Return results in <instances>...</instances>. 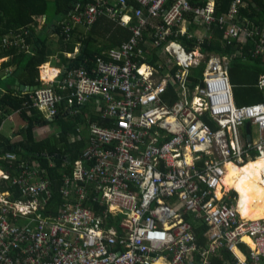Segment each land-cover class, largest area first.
I'll return each mask as SVG.
<instances>
[{"label": "built area", "instance_id": "2783aa9c", "mask_svg": "<svg viewBox=\"0 0 264 264\" xmlns=\"http://www.w3.org/2000/svg\"><path fill=\"white\" fill-rule=\"evenodd\" d=\"M244 5L234 0L221 13L214 0H107V17L132 37L91 68L40 74L43 85L26 105L53 121L61 104L77 116L91 103L100 123L87 126L79 157H64L70 168L56 217L35 216L52 199L35 161L20 160L15 176L0 168V182L11 179L23 198L0 192V264H210L223 249L233 255L223 264H264V218H243L240 193L223 184L229 163L264 157V103L238 106L230 59L200 49L222 31L224 44L243 48L252 38L256 52H264V26L241 15ZM96 12L92 3L84 10L76 4L69 14L73 25L90 29ZM184 37L197 41L193 50ZM258 85L264 88V75ZM247 123L256 140L242 137ZM197 224L206 227L203 246L194 237Z\"/></svg>", "mask_w": 264, "mask_h": 264}, {"label": "trees", "instance_id": "16d2710c", "mask_svg": "<svg viewBox=\"0 0 264 264\" xmlns=\"http://www.w3.org/2000/svg\"><path fill=\"white\" fill-rule=\"evenodd\" d=\"M206 1L191 0L193 5H202ZM233 1L214 0L217 10L221 13L227 12ZM242 2L245 5L241 8V15L253 22L256 27H263L264 0H242ZM91 3L97 9V17L90 29L73 25L69 14L71 9L78 4L79 10H84ZM105 7H107V0H0V58L8 57L0 70V168L9 171L11 176H15L20 160H27L28 162L35 161L40 169L45 170L50 180L52 199H50L46 210L39 209L35 216L56 217L59 215V207L63 203L59 190L64 173L68 172L70 168V164L64 160V157L67 156L72 162L80 156L87 139V126L96 122L100 123V115L94 112L91 103L79 107L80 113L77 116L68 115L66 104H61L54 120L48 121L42 113L39 114L36 110L30 113L31 109L26 106L30 102L29 97L30 94H33L34 89L20 90L13 85L16 81L18 84L29 87L39 88L43 85L39 78L40 66L43 64V67L47 66L48 64L45 63L54 53L49 47L48 37L45 34L47 28L53 30L59 38V57L63 61H68V64L65 62L66 68L78 66L91 68L97 57L108 60L109 58L104 55L109 50L128 41L132 37V32L113 23L105 14ZM41 15L46 17L41 33L35 38L31 36L32 34L25 33V26L34 21V16ZM65 27H70L69 34L65 33ZM150 31L153 32L154 29H150ZM145 33L150 32L146 31ZM20 35L25 38L26 44L31 45L30 51H26L24 43L19 38ZM6 39H9L13 45L5 47L3 41ZM76 42L80 44L79 54L82 55V58L72 61L70 58L67 59L68 57L66 58L64 53L73 52ZM182 43L189 51L197 45L195 39L187 37L182 38ZM144 44L145 42H142L141 47L146 49ZM200 49L205 54L217 53L230 59V76L238 106L264 103V88L258 85L259 77L264 75V52H256L252 38L248 39L247 44L241 48L224 44L222 31H216L213 38L205 40ZM148 56L150 57L149 61L153 63L156 52H151ZM12 117L21 119L23 126L16 124L12 127L15 129V133L8 137L4 133ZM86 119V129L81 127L80 139L70 142L69 136L73 130L85 123ZM57 120H61L59 135L56 136L54 133L52 136H42V134L35 133L37 127ZM68 120L71 122L69 123ZM3 143H5L4 146H2ZM8 153L14 154L15 158L6 157ZM0 192H9L10 200L23 199L18 191V186L11 184V179L7 182L4 179L1 180ZM39 204H42L41 198ZM103 208L100 204L95 206L97 211ZM18 224L20 223L18 222ZM205 230L206 227L202 224L193 226L198 246H203L206 242ZM241 248L244 250L243 245ZM16 252V250H11L10 256L17 254ZM232 259L231 252L223 249L211 258L210 264H223L224 261Z\"/></svg>", "mask_w": 264, "mask_h": 264}, {"label": "crops", "instance_id": "0c3cea01", "mask_svg": "<svg viewBox=\"0 0 264 264\" xmlns=\"http://www.w3.org/2000/svg\"><path fill=\"white\" fill-rule=\"evenodd\" d=\"M33 18H34V21L31 24H28L27 26H25L26 29L24 31H25V33L32 34L31 36L35 38L36 36H38L41 33V30L43 29V24H44V22H46V17L44 15H41V16H34ZM47 30H48V28H47ZM47 30L45 31L46 32L45 34H46V37H48L47 40L49 41V44H50L49 47H50V49H52L54 51V53H53L52 56L49 57L48 62L45 63V64H48V65L47 66H44V67H43L44 64L41 65L40 66V70H41V74H42V70L43 69H48L49 73L52 74V75H54V73H57L58 71H60V72L63 71V69L66 68L65 62H66V64H68V61H63V60L60 59L59 52H58L59 49H60V45H58L59 38L58 39L55 38L56 34L54 32H53L54 34L53 33L48 34ZM22 38H23L24 43H25V38L24 37H22ZM74 40H75V38H74ZM26 45L29 48L31 46L30 44H26ZM79 53H80V44H79V42H76L75 43V46H74L73 52H66V53H64V56L66 58L68 57L67 59L70 58L73 61V59L75 60L77 58L78 59H81L82 58V55L79 54ZM1 59H3V61H1ZM7 60H8V57L0 58V64H1V62L4 63ZM54 69H55L56 72L53 71ZM66 111H68V110L66 109ZM21 122H22L21 119H18V121H16L15 118L12 117V119L10 120V122H8L7 130L4 133V135H6L8 137L9 136L11 137L15 133L14 132L15 129L12 128V127H14L16 124H17V126H23V123H21ZM37 128L35 129V133L37 135L38 134H42V136H46L44 134L45 131H43V129H41V131H43V133H40L39 131H37ZM12 129H13V131H12ZM241 133H242V137L244 139H246V140H248V139L256 140L257 139V136H258V132H257L255 126H253L252 124H250L249 127H247V124L245 126H243L241 128ZM59 134H60V132H56L55 133L56 136L59 135ZM52 135H50V136H52ZM257 168L259 169L258 170L259 173H262V171H264V166L261 167V169H260V167H257ZM248 173H249V177L260 188V191L262 192V189H264V185L263 184L262 185H259V183H257V180H255L253 178V176L251 175L252 173H251V170L250 169H248ZM263 176H264V174H263ZM260 183H262V182H260ZM262 193H264V192H262ZM49 201H48V204H49ZM48 204H47V207H48ZM263 209H264V200H263V203H262L261 207L257 208V210L255 211V213L252 216V218H256L257 215L259 216L258 218H264V213L262 212ZM237 255H239L241 258H243V256L241 254H239V253H237Z\"/></svg>", "mask_w": 264, "mask_h": 264}, {"label": "bare ground", "instance_id": "6f19581e", "mask_svg": "<svg viewBox=\"0 0 264 264\" xmlns=\"http://www.w3.org/2000/svg\"><path fill=\"white\" fill-rule=\"evenodd\" d=\"M42 76L45 78H52L54 75L50 74L48 69H43ZM254 160H264V157H257ZM249 162L245 166L243 165V167H238L236 164L229 163L227 165V173L223 178V183L228 189L233 188L240 193L239 212L247 216L250 220L262 219L252 218L254 211L261 207L264 194L261 193L260 188L249 177L248 169L256 167H260L261 169V167L264 166V161ZM262 173L264 174V171H262ZM244 240L249 242V238H244ZM159 263L160 262H158V264Z\"/></svg>", "mask_w": 264, "mask_h": 264}, {"label": "rangeland", "instance_id": "374dc122", "mask_svg": "<svg viewBox=\"0 0 264 264\" xmlns=\"http://www.w3.org/2000/svg\"><path fill=\"white\" fill-rule=\"evenodd\" d=\"M47 32H48V34H50V33H53V30H47ZM46 33V32H45ZM54 34V33H53ZM55 38L56 39H58V36L56 35L55 36ZM1 61H3V59H1ZM2 62H1V64H0V68H1V66H2ZM1 70V69H0ZM54 72H56L55 71V69L53 70ZM40 74H41V70H40ZM15 120L16 121H18V119L17 118H15ZM6 122H7V120H6ZM10 122V121H9ZM68 122L70 123L71 122V120H68ZM22 123V122H21ZM8 125V124H7ZM41 129H43V131H45V135H52V134H54V133H56V132H60L61 131V120H57V121H55V122H53V123H49V124H46V125H44V126H41V127H38L37 128V131H39L40 133H43V131H41ZM257 158V156L255 157V159ZM251 161H264V160H251ZM250 161V162H251ZM249 162V163H250ZM248 164V163H247ZM245 166V165H244ZM240 167H242V166H240ZM1 170V169H0ZM250 170H251V175L253 176V178L255 179V180H257V183H259V185H262L263 184V182H264V176H263V174L262 173H259L258 172V168L256 167V168H250ZM263 178V179H262ZM262 179V180H261ZM224 180V179H223ZM260 180H261V182L262 183H260ZM224 184V183H223ZM224 187H226V189L227 190H229V189H231V188H227V186H224ZM262 192H264V189H262ZM261 192V193H262ZM236 194H237V192H236ZM264 194V193H263ZM238 195V194H237ZM257 210V209H256ZM255 210V211H256ZM255 211H254V213H255ZM262 212L264 213V209L262 210ZM241 213V212H240ZM254 213H253V215H254ZM241 215H242V217L243 218H246V219H249V218H247V216H245V215H243L242 213H241ZM259 216L257 215L256 216V218H258ZM250 220V219H249Z\"/></svg>", "mask_w": 264, "mask_h": 264}, {"label": "water", "instance_id": "95a60500", "mask_svg": "<svg viewBox=\"0 0 264 264\" xmlns=\"http://www.w3.org/2000/svg\"><path fill=\"white\" fill-rule=\"evenodd\" d=\"M16 87L17 86V88L18 89H20V90H29V89H35L36 87L35 86H32V87H29V86H27V85H23V84H18L17 83V81L15 82V85H13V87ZM250 126V123H247V127H249ZM6 143H7V141H6ZM5 145V143H3L2 144V146H4ZM1 147V146H0ZM7 149H9V147L7 146Z\"/></svg>", "mask_w": 264, "mask_h": 264}, {"label": "clouds", "instance_id": "9594fccd", "mask_svg": "<svg viewBox=\"0 0 264 264\" xmlns=\"http://www.w3.org/2000/svg\"><path fill=\"white\" fill-rule=\"evenodd\" d=\"M235 98V97H234ZM236 102V101H235ZM252 160H254V159H252Z\"/></svg>", "mask_w": 264, "mask_h": 264}]
</instances>
